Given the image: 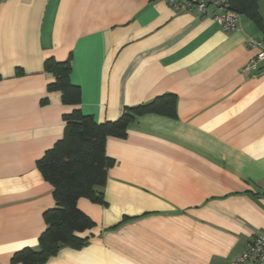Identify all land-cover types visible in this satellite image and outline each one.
<instances>
[{
    "label": "crops",
    "instance_id": "1",
    "mask_svg": "<svg viewBox=\"0 0 264 264\" xmlns=\"http://www.w3.org/2000/svg\"><path fill=\"white\" fill-rule=\"evenodd\" d=\"M264 26V0H258ZM168 0H0V264L38 249L53 187L37 161L64 134L45 61L71 59L79 109L98 123L164 94L176 116L144 114L113 160L104 204L80 198L93 222L81 247L43 264H229L264 235V73L244 71L264 33L240 15L225 32ZM264 67V62L260 68Z\"/></svg>",
    "mask_w": 264,
    "mask_h": 264
},
{
    "label": "trees",
    "instance_id": "2",
    "mask_svg": "<svg viewBox=\"0 0 264 264\" xmlns=\"http://www.w3.org/2000/svg\"><path fill=\"white\" fill-rule=\"evenodd\" d=\"M225 8L252 20L264 33L258 0H226ZM264 41V40H263ZM45 70L55 81L48 91H58L62 103L73 107L64 115L63 137L37 161V168L53 187L56 205L44 213L46 230L39 238V248H25L13 256L14 264H43L64 245L81 247L87 239L81 235L93 228V222L78 208L80 198L104 204L102 189L113 160L106 155L110 137L124 139L128 126L139 116L152 113L176 116L177 97L168 93L149 103L128 107L116 121L98 123L78 108L82 101L80 87L71 82V59L45 61Z\"/></svg>",
    "mask_w": 264,
    "mask_h": 264
},
{
    "label": "built area",
    "instance_id": "3",
    "mask_svg": "<svg viewBox=\"0 0 264 264\" xmlns=\"http://www.w3.org/2000/svg\"><path fill=\"white\" fill-rule=\"evenodd\" d=\"M169 6L176 10L187 13H198L205 16L210 7L215 8L214 21L225 32L238 29L240 15L225 8L226 0H168ZM249 49L257 50L255 56L245 66L244 71L264 73V41L250 39L247 43ZM229 264H264V235L256 236L235 261Z\"/></svg>",
    "mask_w": 264,
    "mask_h": 264
}]
</instances>
